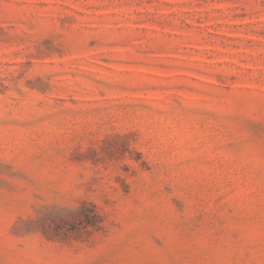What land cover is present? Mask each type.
Segmentation results:
<instances>
[{
  "label": "rangeland",
  "instance_id": "obj_1",
  "mask_svg": "<svg viewBox=\"0 0 264 264\" xmlns=\"http://www.w3.org/2000/svg\"><path fill=\"white\" fill-rule=\"evenodd\" d=\"M0 264H264V0H0Z\"/></svg>",
  "mask_w": 264,
  "mask_h": 264
}]
</instances>
